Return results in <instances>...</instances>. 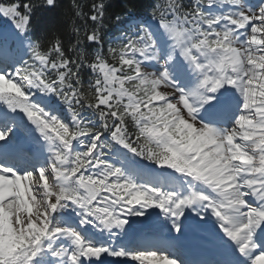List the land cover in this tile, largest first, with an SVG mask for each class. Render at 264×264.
Listing matches in <instances>:
<instances>
[{
	"label": "snow or ice",
	"instance_id": "6c2138e0",
	"mask_svg": "<svg viewBox=\"0 0 264 264\" xmlns=\"http://www.w3.org/2000/svg\"><path fill=\"white\" fill-rule=\"evenodd\" d=\"M58 6L0 0V264H264V0Z\"/></svg>",
	"mask_w": 264,
	"mask_h": 264
},
{
	"label": "trees",
	"instance_id": "16d2710c",
	"mask_svg": "<svg viewBox=\"0 0 264 264\" xmlns=\"http://www.w3.org/2000/svg\"><path fill=\"white\" fill-rule=\"evenodd\" d=\"M69 2H70V0H58V5H59L58 8L54 12H45L44 13V20L49 21V22L56 20L59 16L60 11L63 8L67 7ZM113 3L118 4L119 0H113ZM106 31L109 35L113 36L115 34V32L113 31V29L111 27H109V29H107ZM63 36H64L65 40L67 41V39H68L67 34L64 33Z\"/></svg>",
	"mask_w": 264,
	"mask_h": 264
}]
</instances>
